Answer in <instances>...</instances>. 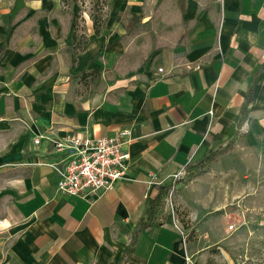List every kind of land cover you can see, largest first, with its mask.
<instances>
[{
	"label": "crops",
	"instance_id": "crops-1",
	"mask_svg": "<svg viewBox=\"0 0 264 264\" xmlns=\"http://www.w3.org/2000/svg\"><path fill=\"white\" fill-rule=\"evenodd\" d=\"M132 1L111 0L98 33L82 11L80 45L76 3L0 0V264L216 263L165 202L159 224L141 222L161 185L219 146L264 157V0H176L160 11L175 22L143 46L115 20L139 15ZM119 129L125 178L84 198L59 192L51 140Z\"/></svg>",
	"mask_w": 264,
	"mask_h": 264
},
{
	"label": "rangeland",
	"instance_id": "rangeland-1",
	"mask_svg": "<svg viewBox=\"0 0 264 264\" xmlns=\"http://www.w3.org/2000/svg\"><path fill=\"white\" fill-rule=\"evenodd\" d=\"M64 3H76L81 10L74 23L80 45L85 42L87 18L81 16L82 11L90 19L96 18L99 27L109 19L111 0ZM177 4L176 0H133L131 6L140 10L139 15L133 13L130 17L125 11L115 20L120 24L131 22L143 46L145 38L155 36L154 31L158 32L163 21L175 22L172 15L160 16V11L172 12L178 9ZM212 153V160L197 179L186 180L185 169L173 177L177 188L171 187L165 203L172 208L187 238H194L199 246H208L215 264H264V157L238 150L232 142ZM231 224L234 226L229 229Z\"/></svg>",
	"mask_w": 264,
	"mask_h": 264
},
{
	"label": "built area",
	"instance_id": "built-area-1",
	"mask_svg": "<svg viewBox=\"0 0 264 264\" xmlns=\"http://www.w3.org/2000/svg\"><path fill=\"white\" fill-rule=\"evenodd\" d=\"M158 71H162V68H158ZM130 140L128 129H119L111 135L99 137L69 132L51 140L52 151L58 159L45 164L56 173L59 192L84 198L111 190L118 180L125 178L129 154L124 150V145ZM34 141L37 143L39 138ZM233 226L231 224L228 228L232 229Z\"/></svg>",
	"mask_w": 264,
	"mask_h": 264
},
{
	"label": "trees",
	"instance_id": "trees-1",
	"mask_svg": "<svg viewBox=\"0 0 264 264\" xmlns=\"http://www.w3.org/2000/svg\"><path fill=\"white\" fill-rule=\"evenodd\" d=\"M92 24H93V29L95 33L99 32V25L96 22V18L92 17ZM75 38V35H73V39ZM81 47V46H79ZM261 68H259L256 72L253 73L252 78L249 82L248 89H247V98L243 102L241 106V117L243 118L246 115L247 111V104L251 100L252 96V88L255 83V80L257 78V75L259 74ZM84 74V73H83ZM213 158V153L212 151L209 152L204 158L201 160L197 161L195 164H189L185 166V171H186V180L192 179L194 176L200 174L203 169L208 165V163L212 160ZM170 186L169 185H161L159 187V190L157 191L156 195L153 197L151 201V206L150 210L147 214L146 219L141 222L143 227H150L153 225L159 224V217L163 212V207H164V202L165 198L168 194ZM130 249H128L129 251Z\"/></svg>",
	"mask_w": 264,
	"mask_h": 264
},
{
	"label": "water",
	"instance_id": "water-1",
	"mask_svg": "<svg viewBox=\"0 0 264 264\" xmlns=\"http://www.w3.org/2000/svg\"><path fill=\"white\" fill-rule=\"evenodd\" d=\"M228 210H229V209H228V207H227V208L225 209V211L228 212Z\"/></svg>",
	"mask_w": 264,
	"mask_h": 264
}]
</instances>
